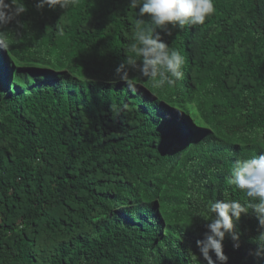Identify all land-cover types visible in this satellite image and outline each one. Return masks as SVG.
Segmentation results:
<instances>
[{"label":"trees","instance_id":"1","mask_svg":"<svg viewBox=\"0 0 264 264\" xmlns=\"http://www.w3.org/2000/svg\"><path fill=\"white\" fill-rule=\"evenodd\" d=\"M0 264H264V0H0Z\"/></svg>","mask_w":264,"mask_h":264},{"label":"rangeland","instance_id":"2","mask_svg":"<svg viewBox=\"0 0 264 264\" xmlns=\"http://www.w3.org/2000/svg\"><path fill=\"white\" fill-rule=\"evenodd\" d=\"M13 67H15V65Z\"/></svg>","mask_w":264,"mask_h":264}]
</instances>
